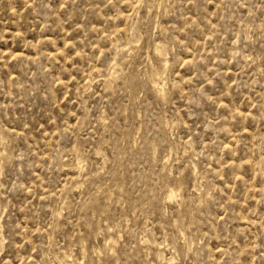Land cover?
Returning <instances> with one entry per match:
<instances>
[{
	"label": "rangeland",
	"instance_id": "obj_1",
	"mask_svg": "<svg viewBox=\"0 0 264 264\" xmlns=\"http://www.w3.org/2000/svg\"><path fill=\"white\" fill-rule=\"evenodd\" d=\"M0 264H264V0H0Z\"/></svg>",
	"mask_w": 264,
	"mask_h": 264
},
{
	"label": "bare ground",
	"instance_id": "obj_2",
	"mask_svg": "<svg viewBox=\"0 0 264 264\" xmlns=\"http://www.w3.org/2000/svg\"><path fill=\"white\" fill-rule=\"evenodd\" d=\"M154 79V78H153ZM154 85H155V83H153ZM161 88V87H160ZM77 163V162H76ZM172 191V190H171ZM172 193V192H171ZM169 196H170V194H169Z\"/></svg>",
	"mask_w": 264,
	"mask_h": 264
}]
</instances>
